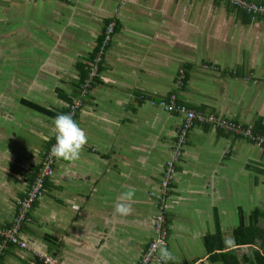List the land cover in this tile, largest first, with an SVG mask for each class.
Here are the masks:
<instances>
[{"label":"crops","instance_id":"1","mask_svg":"<svg viewBox=\"0 0 264 264\" xmlns=\"http://www.w3.org/2000/svg\"><path fill=\"white\" fill-rule=\"evenodd\" d=\"M174 92L198 114L264 134V15L226 0H0V229L13 225L55 141L54 117L75 98L87 136L78 159L57 158L19 229L26 246H0V264H136L165 204L171 257L149 264H264V146L196 121L163 189L183 116L150 100Z\"/></svg>","mask_w":264,"mask_h":264},{"label":"built area","instance_id":"2","mask_svg":"<svg viewBox=\"0 0 264 264\" xmlns=\"http://www.w3.org/2000/svg\"><path fill=\"white\" fill-rule=\"evenodd\" d=\"M229 1L236 7H240L242 9L247 10L248 12L253 13H261L264 14V6L258 5L256 3H251L249 0H226ZM114 22L110 23L107 27L106 37L103 42V47L98 52L97 58L95 62H100L102 56L104 54V47L108 44L112 37V32L114 30ZM97 63L95 64L94 68L88 79L82 84L83 86V93L85 94L90 88L93 86L94 78L98 72L97 70ZM185 80V74L183 71L180 72L179 77L177 79L176 85L183 86ZM142 99H146L145 96H142ZM150 103L153 106L159 107L164 109L168 112H174L181 114L183 116V122L179 129V140L177 147L174 151V157L167 161L165 170H164V177L161 182L162 187L165 191H168L172 188L174 178L176 176V162L180 160L181 157V149L182 146L187 142V135L190 132L191 128L194 126L196 121H200L201 123L211 124L217 128H221L232 135L245 137L251 141L256 142L258 145L264 146V134L254 132V128L252 124H248L245 126L244 124L238 123L235 120L220 117L214 114L203 115L198 114L194 110L188 108L183 100L180 98L178 93L174 92L171 93L168 98H163L160 100H150ZM82 99L75 98L69 108L67 113L71 114L73 119L76 121V113L77 110L82 106ZM55 143V141H54ZM53 143V144H54ZM51 149V148H50ZM50 149L46 152L44 156V160L37 170V175L33 179L30 188L25 196V198L20 202L18 213L14 218L13 225L10 228H2L0 229V236H1V247H5L6 244L18 243L21 246H26V243L20 240L18 236V232L20 227L24 222H29L31 220L30 212L32 210L33 205L35 202L39 201L43 198L45 194V182L46 180L52 176L55 169V164L57 158L52 156ZM168 207L167 204L163 206V209L157 216L156 222V231L157 236L149 245L146 252L143 254L142 258L136 264H149L152 261H160V248L165 247L167 245V235H168V228L165 223L164 212ZM45 264H57V260L51 255H42Z\"/></svg>","mask_w":264,"mask_h":264},{"label":"clouds","instance_id":"3","mask_svg":"<svg viewBox=\"0 0 264 264\" xmlns=\"http://www.w3.org/2000/svg\"><path fill=\"white\" fill-rule=\"evenodd\" d=\"M55 143L51 146V154L56 158L72 161L79 158L81 149L87 141V136L83 128L73 119L69 113H60L53 120ZM45 140L49 137L45 136ZM132 192L123 193L120 200L131 199ZM116 212L126 215L130 211V207L125 203H117L115 205ZM160 256L162 260H168L171 257L166 247L160 248Z\"/></svg>","mask_w":264,"mask_h":264},{"label":"trees","instance_id":"4","mask_svg":"<svg viewBox=\"0 0 264 264\" xmlns=\"http://www.w3.org/2000/svg\"><path fill=\"white\" fill-rule=\"evenodd\" d=\"M251 3H256V2H254L253 0H249ZM229 2V1H228ZM256 4H258V5H263V4H260V3H256ZM233 5V4H232ZM234 6V5H233ZM264 6V5H263ZM236 7V6H235ZM237 8H240V7H237ZM240 9H242V8H240ZM242 10H244V12H245V14L247 13V15L250 17V18H256L258 15H264V14H261V13H253V11L252 12H248L247 10H245V9H242ZM115 27V26H114ZM115 29H116V27L114 28V30H113V32L112 33H114V31H115ZM106 31H107V29H106ZM106 33H105V36L104 37H102L101 38V41H100V43L99 44H101V45H103L102 44V42H104L103 41V38H104V40H105V37H106ZM100 47V46H99ZM100 49V48H99ZM96 51V53H97V51L99 52V50L98 49H96L95 50ZM84 72H85V74L83 75L84 77V79L86 78V77H88V71H87V69H85V70H83ZM97 78V77H96ZM95 78V79H96ZM185 78H186V76H185ZM94 79V83H96V80ZM86 80V79H85ZM185 81V80H184ZM94 83H93V85H94ZM245 126H248V124H244ZM253 128H254V126H253ZM254 130V132H256V133H259V132H257V131H255V129H253ZM262 134V133H261ZM237 137H240V136H237ZM36 175H37V172H36V174H35V176H34V178L36 177ZM50 178V177H49ZM48 178V179H49ZM47 179V180H48ZM47 180H46V182H45V187H46V183H47ZM254 238H255V236L254 235H252V238H250L249 239V241H251V242H254ZM260 253V259H264V255H262V252H259Z\"/></svg>","mask_w":264,"mask_h":264}]
</instances>
